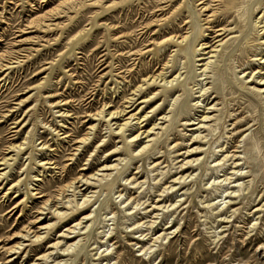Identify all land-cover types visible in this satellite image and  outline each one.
<instances>
[{
	"label": "rangeland",
	"instance_id": "obj_1",
	"mask_svg": "<svg viewBox=\"0 0 264 264\" xmlns=\"http://www.w3.org/2000/svg\"><path fill=\"white\" fill-rule=\"evenodd\" d=\"M260 27L264 0H0V264H264Z\"/></svg>",
	"mask_w": 264,
	"mask_h": 264
},
{
	"label": "bare ground",
	"instance_id": "obj_2",
	"mask_svg": "<svg viewBox=\"0 0 264 264\" xmlns=\"http://www.w3.org/2000/svg\"><path fill=\"white\" fill-rule=\"evenodd\" d=\"M54 12V11H53ZM52 12V13H53ZM56 12V11H55ZM50 14V13H49ZM45 18V17H44ZM254 21V20H253ZM257 23V22H256ZM37 24V23H36ZM259 23H257V25H258ZM148 26V25H147ZM261 28V31H263L264 32V27H260ZM216 29V28H215ZM219 32H221V31H225L224 30V28H221L220 30H218ZM217 31V32H218ZM223 34H220L219 33V35L218 36H222ZM114 38V37H113ZM154 38V37H153ZM186 38V37H185ZM180 39V38H179ZM178 39V40H179ZM223 41V40H222ZM222 41H220V42H222ZM262 44H264V39L262 40ZM219 47H221V45H219V46H217L216 47V49L218 48L219 49ZM208 47L207 46H205L204 47V49H207ZM218 51L216 50V51H212V52H208L207 53V55H209L210 56V54H212L208 59L210 60L207 64H205V65H203V66H206V68L204 69V71L208 68V66L209 65H211V63H212V61L211 60H213V58H214V56H213V54L215 53H217ZM218 54V53H217ZM217 54H216V56H217ZM213 65V64H212ZM163 68V67H162ZM164 68H165V66H164ZM163 70V69H162ZM200 70V69H199ZM165 71V70H164ZM178 75V74H177ZM175 77V76H174ZM260 77V76H259ZM264 77V76H263ZM177 78H180V75L179 76H177V77H175L173 80L171 79L170 81H167L166 80V78H165V76H164V74H163V71L162 72H160L159 74H157V75H154V76H150V77H148V78H146L145 79V81L144 82H150V83H152V84H156L158 81L159 82H165L166 84H173L176 80H177ZM261 78V77H260ZM261 81L262 82H264V80L263 79H261ZM208 90V89H207ZM202 95V97L206 94V91L204 90H202L201 92H200ZM160 95V94H159ZM132 98V97H131ZM200 99V98H199ZM151 100V99H150ZM149 99L148 100H146V101H144V102H149L150 101ZM133 102V101H132ZM177 102V101H176ZM199 103H201L200 101L195 105V106H199L198 104ZM128 104V103H127ZM210 106V105H209ZM127 109V108H126ZM125 109V110H126ZM102 111V110H101ZM107 112V111H106ZM100 113H102V112H100ZM123 113V111H120V112H109L107 115H108V117H110L112 120H114V119H116L119 115H121ZM97 114V113H96ZM106 114V113H105ZM100 115V114H99ZM104 115V114H103ZM133 117L135 116V114L134 115H132ZM168 118H169V116H165L164 118H163V120H168ZM207 119V118H206ZM130 120V119H129ZM128 120V121H129ZM119 124V123H118ZM205 124V123H204ZM203 124V125H204ZM209 124V123H208ZM95 126V125H94ZM197 126V125H196ZM205 126V125H204ZM118 130H119V132H121L122 131V129H123V126L122 125H118ZM202 128V127H201ZM152 130H156V129H151L149 132H148V134L147 135H145V133L146 132H142V133H140V134H138V135H136V136H134L133 138H132V140H131V142H135V141H137L140 137H142V136H144L145 135V137H144V139H148V141H146V143H145V145L143 146V147H141V148H139L138 150H132L133 151V154H134V156H141V155H143L144 153H147V151L149 150V148L152 146V144L151 143H153L154 141H155V139L154 138H151V132H152ZM159 134V133H158ZM158 136V135H157ZM201 139V134H199V135H197L196 137H195V142H197L198 140H200ZM87 142H88V139L87 138H84V139H81V141L79 142L80 144H87ZM104 146V145H103ZM20 147V146H19ZM10 148V147H9ZM199 148H196V149H194L193 151H191V153H193V152H195V151H197ZM120 152V150H118L117 148L116 149H114L113 151H112V153L109 155V156H112V155H114V154H118ZM226 153V152H225ZM2 161H6L5 159H2ZM124 160H120V162H123ZM3 162V163H4ZM46 163V162H45ZM236 163V162H235ZM114 164V163H113ZM119 165L120 164H115V165H110V166H105L102 170H101V172H103L101 175H94V176H92L90 179H85V178H81L79 181H78V184L79 183H83V186H87V188H86V191H88V190H90L91 189V187L92 186H95L96 185V183H98V182H102V181H104V180H107L108 178H110L111 176H112V173H113V171H115V170H117V168L119 167ZM186 165V164H185ZM182 167H184V165H182ZM1 170H4V169H1ZM235 170V169H234ZM100 172V171H99ZM181 179H182V177H180V178H176L174 181H173V183H177V182H180L181 181ZM176 186H170V187H168V188H165L166 190H174V188H175ZM72 190V189H74V192L76 191V190H79L80 188L79 187H76V185H75V182H73V183H70V184H68L67 186H66V188H65V190H63L61 193H60V196L62 197V199H61V201H63V200H66L67 199V196H65V193H66V191H69V190ZM176 191V190H175ZM163 192H165V191H163ZM68 193V192H67ZM78 193V192H77ZM81 193V192H80ZM96 192H89V193H86V195H83L82 196V199H81V201H79V202H77L76 204H77V207L79 208V209H83V208H87L90 204H91V199L94 197V194H95ZM90 195H92V196H90ZM120 196H121V193H120ZM60 197V198H61ZM160 201H157L156 203H154V204H151V206H150V208L148 209L149 211H147L146 213L147 214H155L156 213V211H163V210H168V212H169V210H170V208H172L171 209V211L173 210L174 212H173V214L174 213H176L177 211H178V209L180 208V206H182V205H179V203H175V204H173V205H169V206H162V205H160V203H159ZM126 203H128V200L127 201H125V202H122V204H126ZM59 204H61V203H59ZM64 205H71V202H69V201H65L64 202ZM168 205V204H167ZM136 207H139V204H137L136 205ZM66 208V207H65ZM52 209H55V208H52ZM13 210L14 209H12V210H10V211H8L7 212V214H9V213H11V212H13ZM129 213L127 214L128 216H131V215H134V214H136V212L134 213L133 212V210L131 209H128L127 210ZM54 215H56L58 218H63V217H65L66 215H67V212H61V211H58V209H55L54 210ZM6 214V215H7ZM90 218H92L91 217V214H89V215H85L84 216V218L82 219V220H90ZM83 225V222H79V223H77L76 225H75V229H77L78 227H80V226H82ZM155 222H152V223H150L149 224V228H148V231L152 234V232H154V229H155ZM50 226V225H49ZM48 225H47V227H49ZM42 228V227H41ZM88 227H86L85 228V230L87 229ZM168 228H172V226L171 227H168ZM45 229V228H44ZM46 229H48V228H46ZM74 231V230H73ZM29 233H30V231L28 230V234L27 235H25L24 237L25 238H27V237H30V235H29ZM144 233V232H143ZM147 236H149V235H147ZM146 236V237H147ZM145 237V238H146ZM33 238H35V240H42V236H40V235H37V234H35L34 236H33ZM159 238H157L156 240H158ZM31 240H32V238H31ZM20 244H22V243H20ZM59 244H53V248L54 247H56V246H58ZM74 246V244L73 245H70V246H68L66 249H64L63 251H64V253H68L70 250H71V248ZM15 248V247H14ZM18 249V248H17ZM14 250H16V249H14ZM14 250H11V251H14ZM48 257V255H44V256H42V259H44V258H47Z\"/></svg>",
	"mask_w": 264,
	"mask_h": 264
}]
</instances>
